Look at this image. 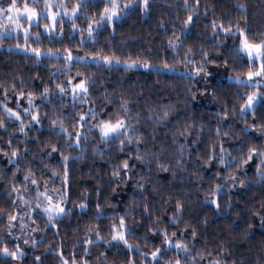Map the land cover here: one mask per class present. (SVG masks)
Segmentation results:
<instances>
[{"label": "trees", "instance_id": "trees-1", "mask_svg": "<svg viewBox=\"0 0 264 264\" xmlns=\"http://www.w3.org/2000/svg\"><path fill=\"white\" fill-rule=\"evenodd\" d=\"M63 1L70 8L78 2ZM8 2L11 0H0V5ZM89 2L91 6L85 8L76 21L83 26L79 28L81 31L72 33L71 24L66 23L61 26L63 36L50 38L46 34L41 35V42L37 43L35 35L37 32L43 33V24H40L39 29H31L33 39L28 46L43 51L67 50L86 57L111 56L128 62L138 60L156 65L167 62L172 68L185 70H196L203 63L205 71L212 76L207 81L165 70L145 71L140 68L125 71L123 65L108 67L99 65V62L82 60L73 61L71 72L65 75L62 74L65 68L63 61L45 57L40 63L34 64L29 53L11 48L24 44L23 39L11 36L0 40L3 45L0 47V81L14 83L17 87L23 81L30 92L39 93L45 87L53 90L46 99L35 101L44 115L40 124L25 129L27 137L16 131L19 126L16 121L6 119V129L0 130V149L10 151L11 140V146L21 153L9 163V157L0 152V209L5 210L4 215L0 216V229L8 224L9 215L18 217L12 222L15 227L11 235L8 231L0 230V237L9 248L14 250V246L19 244L26 252L21 261H10L5 257H0V261H6L7 264H37L34 257L40 256L43 264H59V257L52 255L48 249L62 251L68 258L77 240L83 242L90 238L87 229L93 226L99 229L105 241L110 240L109 229L117 221L107 217L129 213L131 219L126 218V224L134 235L127 237L128 242L138 245L140 251L148 253L149 257L155 248H164L165 260L169 264H174L177 259L176 250L167 249L162 236L149 231L160 228L167 231L170 239H175L172 232H176L177 237L182 236L191 254L197 257L198 264H208L212 259L220 260L221 264H264V181L257 175L259 158L243 165L242 169L235 161L231 167L218 163L220 145L237 158L246 156L250 147L264 150V135L256 130L257 125H264V100L258 102L254 116L250 113L242 119L238 111L232 114V110H238L247 95L257 89H247L214 76L218 73L246 76L248 68L243 66L234 52L239 46V38L225 36L223 32L214 35L210 26L215 21L218 25L235 29L237 22L243 27L246 21L249 35L258 36L264 32V0H199V15L194 17L193 25L183 36L180 29L193 9H184L185 0H154L147 15L136 8L129 9L115 25L99 29L96 33L98 42L87 40L89 20L86 17L98 19L105 5L100 0ZM187 2L191 6L197 0ZM241 3L247 9L246 14L236 9V5ZM96 5H100L99 8ZM161 23L165 25L164 28L159 27ZM57 30L60 32V28ZM177 37L183 41L179 56L167 47L168 41ZM81 38L86 42L84 46L79 44ZM188 48L193 50L190 57L192 64L184 62V53ZM201 50L207 54L206 63L202 61ZM57 68L61 72L57 78H53L52 73ZM77 72L81 74L79 77L76 76ZM68 79H73L74 83L80 79L95 81L86 104L73 100L70 91L61 96L55 90L57 82H66ZM3 95L4 91L0 90V98ZM17 99V96L11 95L8 106L22 112L21 108H16ZM109 99L112 103H106ZM124 99L130 101L129 107L135 116L133 125L144 141L126 145V150L121 152L117 143L101 144L99 132L93 130L95 139L90 137L82 145L83 152L67 148L73 157H82L69 160L66 166L68 176L63 181L69 194L65 206L66 209L71 208V215L59 218L56 228H46V216L41 213L33 214L31 219L36 221L35 224L28 217L20 220L25 209L18 206L17 196L20 194L11 189L23 184L25 170L31 168L37 177L51 179L54 184L61 182L44 168V163L61 170L65 167L61 159L65 137L58 127L51 126L52 113L56 112L67 123H71L78 119L79 114L92 108L103 120L111 117ZM20 105L27 107L26 100L20 99ZM165 111L169 115L167 119L161 120ZM218 128L220 136L216 135ZM49 143L55 144L58 149L51 155ZM97 148L99 152H94L93 149ZM214 148L216 159L205 164L204 161L208 160ZM138 153L144 154L143 162L136 159ZM225 159L230 157L226 156ZM123 160L129 161L131 171H121L119 180L111 177L114 166ZM177 162L184 167H176ZM160 164L164 165L163 169L159 167ZM17 167L20 168L18 172ZM233 168L236 169L235 175L245 181L246 187L233 185L230 180L225 183L224 178ZM217 184H222L223 188L218 195H214ZM85 188L89 191L86 201L88 208L81 210L72 201L82 198L81 190ZM34 190L35 186L32 187ZM205 199H216L219 209L204 203ZM178 203L182 206L179 214L176 211ZM97 206L102 209L99 221L95 219ZM145 208L150 215L145 212ZM176 215L182 217V222L170 224V218ZM22 224L43 229L32 233V238L39 241L36 248L23 244L25 237L20 231ZM193 229L195 238L192 236ZM74 251L77 264L81 260H87L88 264H105V257L107 264H129L133 260L135 264H146L145 258L129 252L116 242L111 245L101 242L91 246L88 256H83L82 246H77ZM201 251L205 255L204 259L197 256ZM181 264L186 262L182 259ZM187 264H192L191 256Z\"/></svg>", "mask_w": 264, "mask_h": 264}, {"label": "snow or ice", "instance_id": "snow-or-ice-1", "mask_svg": "<svg viewBox=\"0 0 264 264\" xmlns=\"http://www.w3.org/2000/svg\"><path fill=\"white\" fill-rule=\"evenodd\" d=\"M18 2L22 3V8L18 6ZM154 2V0H129L128 3H123V0H100V3L105 5L103 7L102 12L99 15L98 19L89 20L88 27L86 29L87 32V40L90 42H98L96 33L99 29L107 26L115 25V23L123 18V16L128 12L129 9L136 8L138 11H142V14L147 15L150 12V4ZM89 0H78L76 4H74L71 8V11L67 9L63 2H54V0H31V5L29 4V0H11L8 6L0 7V40H3L8 35L15 33L16 37L19 39H23L24 46L21 47L20 44H17L16 47L23 52L29 53L33 58V63L38 64L45 57L49 59H55L57 61H63L65 64V68L63 69L62 74H68L71 72V68L73 66V61H81L85 59H91L93 61H99V65H104L111 67L113 65H120L123 63L124 70H134L143 68L145 71H149L152 68L161 67L167 71H171L172 67L167 62H162L160 65L150 64L148 62L141 63L138 60H133L131 62L121 61L111 56H99L93 55L91 57H82L80 55H73L71 51H68V54L64 56L61 50H57L56 53H53L51 50L43 51L38 47H29V42L33 39V33L31 29L33 27L39 29L40 21H51L50 24H44L43 33L37 32L35 35V40L37 43H40L41 35H47L50 38H54L57 35V28H60L59 35L63 34L62 25L65 23V20L70 21L72 24V32L76 33L81 31L76 27V21L79 19L80 15L83 13V10L87 7H90ZM100 5H96L99 8ZM184 9L187 11L190 7L193 9L192 13L183 21L184 27L180 29L181 36L189 30V28L194 23V17L199 15V0L195 5H189L187 0L184 2ZM39 9V10H38ZM53 9H60V11H52ZM236 9L240 13L246 14L247 9L245 5L237 4ZM24 24H27L28 27L25 28ZM214 35H219L221 32L224 33L225 36L238 37V47L234 49L236 55L240 58L243 66L248 68L247 74L245 78H240L239 76H230L229 79L233 80L236 84L244 86L247 89H257V91L252 92V94L247 95L246 101L243 105L237 110L233 109L232 114L235 115L237 111L241 118H245L250 113L253 114L255 112V106L261 100H264V32H260L258 36H250L248 32V24L245 21L243 27L240 26L239 22H237L235 29L233 27H225L223 24L218 25L215 21L210 25ZM159 27L164 28L165 25L161 23ZM85 40L81 38L79 40V44L81 46L85 45ZM3 45L0 44V47ZM218 46V45H217ZM167 47L175 51V55L179 56V49L183 48V41L180 38L170 39L168 41ZM67 51V50H65ZM193 55L192 48H188L184 53V62L187 64H192L193 60L190 57ZM203 62H207L208 57L207 54L201 50L200 53ZM175 58V57H174ZM98 65V66H99ZM61 70L59 68L56 69L52 73L53 78H57V74L60 73ZM203 72L204 75H208L205 71L203 63L200 67L196 69V75H200ZM81 74L79 72L76 73V76L79 77ZM95 81H90L88 79H80L77 82H73V79H68L66 82L60 83V85H55V90L59 95H66L64 89L67 88L73 100H78L80 104L84 101H87V97L90 93V88L94 86ZM23 85V81H21V86ZM0 90L4 91L3 98L7 95L4 88H0ZM53 93V90L50 88H44V97L41 99H46L50 94ZM29 99L27 101V109L31 111L32 109H37L38 105L31 98V93L28 94ZM0 98V99H3ZM18 99H23V96H18ZM119 108L121 111L129 112L130 109L126 106L124 101H121L119 104ZM18 109V108H17ZM28 111H19L13 110L12 107H9L5 104H0V115H7L8 121H16L19 122V125L23 124L25 119H29L31 123L27 128H31L33 125H37L41 123V116L39 111H36L35 114L29 116ZM227 111V108H225ZM165 116H167V112L165 111ZM75 115V114H74ZM98 113L89 108L87 112L79 115L78 119L73 120V123L79 128V131L76 132H68L64 127H60V132L68 137V143L65 144L66 148L75 150L79 149L80 152L84 151L83 144H86L90 137L87 135L88 132L93 133V130L99 132V142L101 144H109V143H117L119 150L124 152L126 150V145H131L133 137L138 133L135 125H130L124 119H116L113 120L111 117L108 119H103L100 124H89L88 121L92 120ZM138 119V116H137ZM152 119V117H150ZM63 120L59 117L54 118L51 122V126L55 127L57 124H62ZM7 122L4 121L2 125H0V130L6 129ZM256 130L260 132L261 135H264V125H257ZM23 135H28V132L24 130L21 132ZM221 131L218 128L216 130V135L220 136ZM225 135H227L225 133ZM11 140H9V150H11ZM183 147V146H182ZM27 151V149H25ZM58 149L56 146L51 148L49 154L57 152ZM94 152H99V149H93ZM216 149L214 148L210 154L208 161L211 163L212 160L216 159L215 156ZM220 153H223L222 156L219 157L218 163L223 166L231 167L232 162L235 161L236 164L245 165L251 162L254 158H259L260 167L257 168V175L264 181V150H258L256 147H250L246 154V159L242 155L241 157H233L230 153H227L222 145L219 146ZM137 152H139V148H137ZM15 158V153H13ZM102 155V153H101ZM230 157V159H225V157ZM81 157H64L61 156L63 165L66 166L69 160L71 159H80ZM12 157H9V163H12ZM119 171L128 170L131 171L129 163H125L122 166H117ZM166 170V169H165ZM126 182V181H123ZM229 181L226 180L225 183ZM230 182L233 185L239 184L241 187H246L244 180L239 179L236 175H233L230 179ZM223 185L217 184L214 189V195H218L222 190ZM140 190H143V186H140ZM204 203H209L215 205L217 209H219L220 205L217 203L216 199H205ZM15 205V202H13ZM76 207L81 210H87V204L77 205ZM99 208V206H97ZM39 210L47 217V223L45 227H57V222L59 218L67 215H71V211L66 209L63 206L59 207V210L56 212H52L51 209H40L37 206L33 211ZM177 213H181L182 206L178 203L176 205ZM145 212L148 213V209L145 208ZM150 215V213H148ZM4 215V211L0 210V216ZM102 213L97 211V215L95 219L97 221L100 220ZM126 218L131 219L129 213H125L123 216H111L107 217L110 220H116L117 223L113 224L109 229L111 236L110 240L105 241L101 236V233L98 228L91 227L88 228L87 231L89 233V237L85 239L83 242L77 240L73 245V252L68 257L65 258L62 251H58L57 249L50 248L52 255L59 257V264H77V259L75 255V248L77 246H82L83 256L90 255V247L100 244L101 242L111 245L113 242L117 244H122L125 248L128 249L129 252L138 253L141 257L145 258L146 264H169L167 260H165V249L164 248H155L149 257V254L146 252H142L139 249L138 245H133L128 242L127 237L134 235L131 231V228L126 224ZM10 220V224L13 221L18 219L17 216L8 217ZM20 220H23L24 217H19ZM178 221L182 222V217L180 215L173 216L170 218V224H176ZM134 223V221H133ZM187 228V226H186ZM153 235H161L163 238V244L166 245L167 249L176 250L177 259L174 264H181V260L183 259L186 264L191 256L192 264H198V260L196 256L191 254V250L187 243L183 242V237H177L176 232H172V237L175 239H170L168 233L164 229H149ZM58 234V233H57ZM11 235V232H9ZM192 236L195 238L196 232L195 229L192 231ZM94 237V238H93ZM0 239H3L0 237ZM14 239H19V237H15ZM147 243V240H145ZM23 244L29 245L28 239L23 240ZM39 244V241L34 239V242L30 245L32 248H36ZM62 248V245L60 246ZM26 255L25 250L19 245L16 244L14 246V250L9 248L7 245L0 250V257H5L10 261H21ZM203 259V258H200ZM34 260L37 264H43L40 256H35ZM0 264H7L6 261H0ZM79 264H88L87 260H81ZM105 264H107V258L105 257ZM129 264H135V261H129ZM208 264H221L220 260L212 259L208 261Z\"/></svg>", "mask_w": 264, "mask_h": 264}, {"label": "clouds", "instance_id": "clouds-1", "mask_svg": "<svg viewBox=\"0 0 264 264\" xmlns=\"http://www.w3.org/2000/svg\"><path fill=\"white\" fill-rule=\"evenodd\" d=\"M242 5H244L243 3H241ZM53 67L55 68L56 66L53 65ZM55 85H60L59 82H57ZM0 88H4L7 95L3 98L0 99V104H5L8 105L11 101V95H15V96H23V99L26 100V103L29 99V93H31V98L36 101L41 99L42 97H44V89L42 92L36 93V92H30L27 91V87L26 85H20L19 87H17L16 84L14 83H5L3 81H0ZM48 88V87H45ZM65 93H69V90L67 88L64 89ZM11 94V95H9ZM126 104V106L130 109L129 104L130 101L128 99H124L123 100ZM87 101H84L82 104H86ZM106 103H112V101L109 99L106 101ZM16 108L20 109L21 105H20V99H17L16 101ZM23 111H28L27 107H24L22 109ZM36 111H39V109H32L31 111H28L29 116L35 114ZM167 112V111H166ZM40 116L42 117L44 115L43 112H40ZM165 113V112H164ZM163 113V116L161 117V120L167 119L169 113L167 112V116H165V114ZM80 115V114H79ZM61 118V116L59 114H57L56 112L52 113V116L50 117V123L53 121L54 118ZM8 119L7 116L5 115H0V125L3 124V122ZM62 119V118H61ZM111 119L116 120V119H124L128 122V124L133 125L135 122V116L134 114L131 112V109L129 112H124L121 111L120 108L118 107L116 112H114L111 116ZM63 123L62 124H57L55 125V127H58L60 129V127H64L68 132H76L79 131V128L73 123H67L65 119H62ZM92 120L96 121L95 124H100L102 119L99 118V114L97 116H95ZM31 123V121L29 119H25L23 121L22 125H19L18 128L16 129V131L18 132H23L28 125ZM89 124H93L91 121H89ZM87 135L93 139H95V137L93 136V133L88 132ZM25 137H27L28 135H24ZM65 139H64V145L68 143V137L67 135H64ZM144 141V137L137 133L133 139H132V145H136L139 143H142ZM55 144L53 143H49L48 147L52 148L54 147ZM26 149V148H25ZM62 151V155L64 157H73V153L69 152L68 149L65 147L64 149L61 150ZM0 152H2V154L6 157H12V159H15V156L13 155V153L16 154V156H18L19 154H21L19 152V150L14 147L11 146V150L10 151H3L2 149H0ZM51 155V154H49ZM131 155V154H130ZM223 153H220V156H222ZM244 158L246 159V156H244ZM82 159V157H81ZM136 159L143 162L144 160V154H140L138 153L136 155ZM125 163H129L128 160H123L121 161L118 165L122 166ZM205 164H208L209 161L205 160L204 161ZM68 164V163H67ZM118 165L114 166L113 170L110 173L111 177H114L116 179H120V171L118 169ZM239 168H243V165L241 164H237ZM67 166V165H66ZM64 167L63 170H61L60 168L57 167H52L47 163H44V168L47 169L48 171L51 172L52 177H58L59 180L61 181L59 184H54L53 181L51 179L45 180L44 177H37L35 174V171L31 168H28L27 170H25L24 172V177H23V184H19L16 185L14 187H12L11 191L17 194H20L17 196V199L19 200V207H23L25 210L22 212L21 217H28L29 220L31 221L32 224H35L36 221L32 220V213H33V209H35L37 206H39L40 209H51L52 212H56L59 210V207L62 205H65L68 203L69 201V194L67 191L66 186L64 185L63 181L67 179L68 173H67V167ZM223 166V165H221ZM159 167L161 169L164 168L163 164H160ZM176 167L178 168H183L184 166L182 164H180L179 162H177ZM16 171H20V168L17 167ZM236 169L233 168L229 173L228 176L225 177V180H230L231 177L233 175H235ZM12 179H15V172H13V176ZM123 183V181H121ZM35 186V190L34 192L32 191V187ZM214 194V193H213ZM89 196V191L88 189H83L81 190V197L80 199L74 200L72 201V203L77 206V205H81V204H87L86 201L88 199ZM13 202L16 203V200H14ZM5 211L4 209H0ZM68 210L71 211V208H68ZM97 211H102V209L99 207L97 208ZM11 216H15V215H9L8 217ZM46 223H47V217H46ZM45 223V225H46ZM15 227V225H11L10 224V220L8 219V224L4 226L3 229H0L2 231H8L11 232L12 228ZM94 227V226H93ZM20 231L24 234V239H28V243L31 245L34 242V238H32V233L33 232H37V231H43L42 228H40L39 226L37 227H30L28 224H22L20 226ZM172 235V233H171ZM23 239V240H24ZM4 243H3V239H0V250L3 249L4 247ZM197 256H199V258H205L204 253L201 251L199 253H197Z\"/></svg>", "mask_w": 264, "mask_h": 264}, {"label": "rangeland", "instance_id": "rangeland-1", "mask_svg": "<svg viewBox=\"0 0 264 264\" xmlns=\"http://www.w3.org/2000/svg\"><path fill=\"white\" fill-rule=\"evenodd\" d=\"M42 2H43V0H42ZM54 2H63L64 4H65V6L67 7V9L69 10V12L71 11V8L67 5V3L65 2V1H63V0H54ZM129 2V1H128ZM128 2H126V1H123V3H128ZM10 2H8V3H6V4H1L0 5V7H7L8 6V4H9ZM31 5V4H30ZM18 6L19 7H21L22 8V4L20 3V2H18ZM39 10V9H38ZM52 11H60V9H53ZM129 11V10H128ZM127 14V13H126ZM51 23V21H45V20H41L40 21V24H43V26H44V24H50ZM66 23H69V24H71V22L70 21H67V20H65V23L64 24H66ZM71 26H72V24H71ZM24 27L25 28H27L28 27V25L27 24H24ZM63 27V26H62ZM76 27L79 29V28H82L83 26L82 25H78L77 24V22H76ZM85 27V26H84ZM58 29V28H57ZM86 29H87V27H86ZM59 33L60 32H58V30H57V35H55V36H59V37H61V36H63V34L62 35H59ZM73 33V32H72ZM11 36H16V34L15 33H12V34H10V35H8L7 37H11ZM24 46V44H21V47H23ZM11 48H16V49H18L17 47H11ZM19 50V49H18ZM48 51V50H47ZM53 53H56L55 51H52ZM62 54L64 55V56H66L67 54H68V51H66V52H62ZM73 55H77V54H74L73 53ZM81 56V55H80ZM82 57H86V56H82ZM82 61H91V62H99V61H93V60H91V59H85V60H82ZM130 62V61H129ZM120 65H123V63H121ZM143 69V68H142ZM152 69H156V70H165V69H163V68H161V67H157V68H152ZM165 71H167V70H165ZM168 72H175V73H181V74H188V75H193V76H197V77H199V78H203V79H205V80H207V81H209V78L212 76V74L211 73H208V75H204L202 72H201V74L200 75H196V70H185V69H176V68H172V70L171 71H168ZM216 78H218V79H222V80H228V81H232V82H234L233 80H230L229 79V77L230 76H235V75H232V74H227V73H218V74H215L214 75ZM240 78H245L246 76H239ZM257 91V90H256ZM258 104V103H257ZM257 104H256V106H257ZM28 106V105H27ZM255 106V107H256ZM24 107H21V109H23ZM63 207H65L66 208V206L65 205H62ZM36 213H41V215H43V216H46L45 214H43L41 211H39V210H36V211H33V213H32V216H33V214H36Z\"/></svg>", "mask_w": 264, "mask_h": 264}]
</instances>
